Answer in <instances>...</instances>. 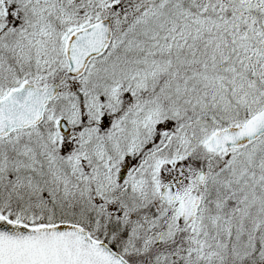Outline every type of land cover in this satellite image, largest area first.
<instances>
[{
	"label": "snow or ice",
	"instance_id": "obj_1",
	"mask_svg": "<svg viewBox=\"0 0 264 264\" xmlns=\"http://www.w3.org/2000/svg\"><path fill=\"white\" fill-rule=\"evenodd\" d=\"M0 264H264V0H0Z\"/></svg>",
	"mask_w": 264,
	"mask_h": 264
}]
</instances>
